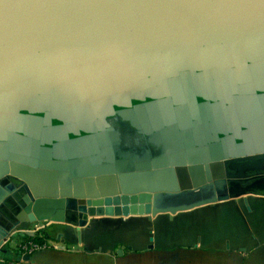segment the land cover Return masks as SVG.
<instances>
[{"label":"water","instance_id":"95a60500","mask_svg":"<svg viewBox=\"0 0 264 264\" xmlns=\"http://www.w3.org/2000/svg\"><path fill=\"white\" fill-rule=\"evenodd\" d=\"M217 97L254 109L249 145L223 133L132 167L114 158L108 115L160 120L164 136L173 103ZM249 97L264 102V0H0V264L29 259L7 240L31 223L81 245L96 218L143 217L151 233L159 214L264 196V109ZM199 165L206 178L187 173Z\"/></svg>","mask_w":264,"mask_h":264},{"label":"crops","instance_id":"0c3cea01","mask_svg":"<svg viewBox=\"0 0 264 264\" xmlns=\"http://www.w3.org/2000/svg\"><path fill=\"white\" fill-rule=\"evenodd\" d=\"M142 220V221H141ZM127 222L96 218L84 243L68 241L60 224L47 223L41 234L72 246L74 251L45 250L14 264H264V196L242 194L212 206L159 214ZM31 228V227H30ZM28 228V230L30 229ZM25 239L23 233L10 236ZM151 237V240H150ZM9 238V239H11ZM7 240L10 254L15 252ZM87 248V251H84ZM121 250V254H118Z\"/></svg>","mask_w":264,"mask_h":264},{"label":"flooded vegetation","instance_id":"af4514ba","mask_svg":"<svg viewBox=\"0 0 264 264\" xmlns=\"http://www.w3.org/2000/svg\"><path fill=\"white\" fill-rule=\"evenodd\" d=\"M251 98L253 97L244 99L242 105L246 104L249 107L252 105L256 106L255 109L257 107L261 110L264 109L263 100L257 97L254 98L256 99L255 102ZM197 100H199L200 104H205L201 98H197ZM231 103L226 99L220 100L217 97L216 105L213 106V101H209L201 110L192 107L189 100L185 101L186 106L183 103H173L172 106L177 110L174 111L173 109L165 112L169 117L164 118L165 123H163V126L169 123L168 126L170 128L166 129L164 136L157 133V130L162 127H159L161 124L160 120H153L149 117L144 118L140 114L136 115L133 113L128 114V120L122 119L116 114L108 115L106 120L110 125L118 129L120 133V140L117 143L115 142L114 152L112 151L114 158L120 160L123 164L128 163L132 167V163L136 160L131 159V157L134 156L142 160L157 158L166 154L165 145L167 147L175 145L185 147L190 143H195L196 146L201 147L223 145L222 141H219V144L215 140H221L224 137L222 136L223 133L227 137H233L236 144L249 145L250 141L248 139L251 135L248 134L249 129H246L245 124L252 122L254 109L253 111H248L247 114L243 113L242 106L238 105L236 111H231ZM219 105L221 106L219 107ZM210 106L213 107L210 108ZM170 114L173 115L172 118H170ZM175 123L179 125L176 128H174ZM154 127H158V129ZM262 129L264 130V122ZM169 134L176 136V138L174 140L171 139ZM164 137L168 140L164 139ZM112 153L110 152L107 157L112 156ZM199 167L201 169L194 167L193 170H188L187 173L189 172L191 176L206 178L210 172H206L204 166L199 165Z\"/></svg>","mask_w":264,"mask_h":264},{"label":"built area","instance_id":"2783aa9c","mask_svg":"<svg viewBox=\"0 0 264 264\" xmlns=\"http://www.w3.org/2000/svg\"><path fill=\"white\" fill-rule=\"evenodd\" d=\"M47 223L37 222L34 223L33 226L29 229L33 236L22 239L17 242H12V249L19 253L20 255H31L37 251H43L47 249L53 250H64V251H74L75 249L72 246H68L63 242L57 240H49L44 238L41 234V231L44 230ZM10 240V239H9ZM4 264H14L12 261L7 262L4 260Z\"/></svg>","mask_w":264,"mask_h":264},{"label":"rangeland","instance_id":"374dc122","mask_svg":"<svg viewBox=\"0 0 264 264\" xmlns=\"http://www.w3.org/2000/svg\"><path fill=\"white\" fill-rule=\"evenodd\" d=\"M33 226V224L31 223V224H28L25 228L26 229H28V228H30V227H32ZM12 235H15V234H12ZM11 235V236H12ZM11 238V237H10ZM13 240H12V238L10 239V241L9 242H12ZM47 250H49V249H47ZM43 251H45V250H43Z\"/></svg>","mask_w":264,"mask_h":264},{"label":"trees","instance_id":"16d2710c","mask_svg":"<svg viewBox=\"0 0 264 264\" xmlns=\"http://www.w3.org/2000/svg\"><path fill=\"white\" fill-rule=\"evenodd\" d=\"M26 238H28V237H26Z\"/></svg>","mask_w":264,"mask_h":264}]
</instances>
